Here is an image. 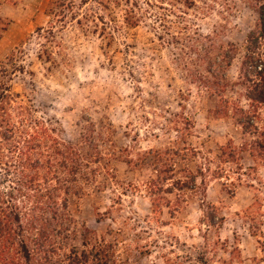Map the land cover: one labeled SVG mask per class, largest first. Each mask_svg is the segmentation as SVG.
I'll list each match as a JSON object with an SVG mask.
<instances>
[{
	"label": "rangeland",
	"instance_id": "obj_1",
	"mask_svg": "<svg viewBox=\"0 0 264 264\" xmlns=\"http://www.w3.org/2000/svg\"><path fill=\"white\" fill-rule=\"evenodd\" d=\"M56 1L0 0V86L77 147L65 247L96 240L94 264H264V106L257 133L236 121L253 115L248 0ZM204 37L235 49L222 99L200 81Z\"/></svg>",
	"mask_w": 264,
	"mask_h": 264
},
{
	"label": "trees",
	"instance_id": "obj_2",
	"mask_svg": "<svg viewBox=\"0 0 264 264\" xmlns=\"http://www.w3.org/2000/svg\"><path fill=\"white\" fill-rule=\"evenodd\" d=\"M115 1L116 4L121 2ZM248 2L256 11L257 20L246 37L238 77L246 86L245 97L253 115L251 118L239 108L246 117L236 121L244 133L251 134L252 129L257 133L253 122L255 111L264 106V0ZM54 3L52 7L64 6L63 1ZM133 16L131 10L125 13L124 22L129 27L138 25L139 17ZM204 40L206 43L198 52L197 60L205 63L209 76H202L200 81L222 99L226 72L235 57V49L232 44L225 48L218 45L214 38L204 37ZM4 88L0 86V184L3 186L0 189V264H94L99 257L96 240L93 239L89 251L78 252L72 246L65 247L66 223L69 224L70 218L67 200L61 194L66 195L72 189L67 173L80 170L77 147L61 144L53 136L54 130L47 128L48 122L33 119L28 108L13 106ZM215 109L216 113L227 116L226 105ZM257 136L260 139L254 141V146L263 152L264 134ZM69 156L76 158L70 160ZM69 168L74 170L70 172Z\"/></svg>",
	"mask_w": 264,
	"mask_h": 264
}]
</instances>
